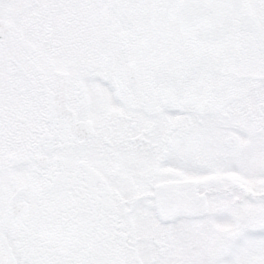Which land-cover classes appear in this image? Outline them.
I'll return each mask as SVG.
<instances>
[{
  "label": "snow or ice",
  "instance_id": "obj_1",
  "mask_svg": "<svg viewBox=\"0 0 264 264\" xmlns=\"http://www.w3.org/2000/svg\"><path fill=\"white\" fill-rule=\"evenodd\" d=\"M0 264H264V0H0Z\"/></svg>",
  "mask_w": 264,
  "mask_h": 264
}]
</instances>
